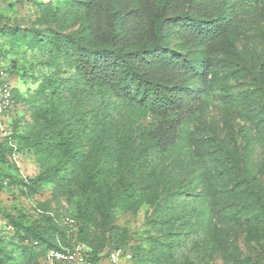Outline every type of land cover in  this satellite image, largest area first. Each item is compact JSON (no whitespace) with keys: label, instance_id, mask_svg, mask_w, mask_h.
Listing matches in <instances>:
<instances>
[{"label":"rangeland","instance_id":"374dc122","mask_svg":"<svg viewBox=\"0 0 264 264\" xmlns=\"http://www.w3.org/2000/svg\"><path fill=\"white\" fill-rule=\"evenodd\" d=\"M193 3L0 0V66L17 89L0 136V264H45L49 239L102 264L116 247L123 264H264V3L210 43L177 22L201 18ZM160 39L191 66L182 81L160 82V52L144 48ZM118 48L196 101L178 116L149 110L123 75L99 88L85 60L111 65ZM65 217L75 226L55 236Z\"/></svg>","mask_w":264,"mask_h":264},{"label":"trees","instance_id":"16d2710c","mask_svg":"<svg viewBox=\"0 0 264 264\" xmlns=\"http://www.w3.org/2000/svg\"><path fill=\"white\" fill-rule=\"evenodd\" d=\"M230 7L226 9L228 4ZM264 0H194L193 4L199 7V13L201 18L199 19H188V16L183 15L177 22L181 25L197 26L199 36L205 40V42L216 41L222 34V30L225 28L227 22L232 21L236 16L242 15L243 17H253L261 9ZM204 7V9L202 8ZM226 11V15H224ZM183 33L186 37H190L191 31L189 29H183ZM158 35L164 36L163 30L159 29ZM147 50L151 52H160L162 50V41L145 46ZM111 55L102 57L103 63L90 65L89 61L85 60V68L89 70L88 74L92 76V80H96V84L99 88L101 86H115L118 87L117 77L123 75L127 80L137 85L138 91L144 94V105L152 111L157 113H177L178 116L185 110V100L189 99L192 102L196 101V94L193 95L184 88L173 87L172 85L166 86L160 82L167 81L168 83H177L183 80V77H187L192 73V68L188 62L182 58L170 59L165 53L160 52L154 60V66L159 70L160 82H153L147 80L143 75L142 71L144 66L138 54L131 56L130 58L125 54L121 53L119 48L114 55V62L108 64V58ZM200 70V69H199ZM17 89L14 91V99L16 100L15 94ZM179 121V120H178ZM261 122L264 126V115ZM175 133H172L168 138H174ZM2 144H0V162L3 160ZM94 177L90 178L88 189L95 191ZM257 192L258 202L264 210V200L261 196V191L257 187H253ZM67 218V217H65ZM64 218V226H60L58 221L53 219L55 224V236L64 235L68 227ZM69 218V217H68ZM47 243L43 252L42 259L46 249L57 248L59 245L56 241L49 239L44 240ZM77 245H85L78 243ZM76 246V245H74ZM86 246V245H85ZM73 247V246H69ZM89 250V259L94 263L102 261V258L97 256V253ZM120 248V247H116ZM113 249V248H112ZM122 249V248H121ZM107 250V249H105ZM105 250L103 251V258Z\"/></svg>","mask_w":264,"mask_h":264},{"label":"built area","instance_id":"2783aa9c","mask_svg":"<svg viewBox=\"0 0 264 264\" xmlns=\"http://www.w3.org/2000/svg\"><path fill=\"white\" fill-rule=\"evenodd\" d=\"M14 87L10 84L7 73L0 66V136L3 131L2 119L14 108ZM68 227L72 229L75 224L71 218H65ZM106 264H123L124 252L121 248L107 249L104 253ZM45 264H102V261L94 263L89 259V250L85 245L73 247L61 246L48 248L43 255Z\"/></svg>","mask_w":264,"mask_h":264}]
</instances>
